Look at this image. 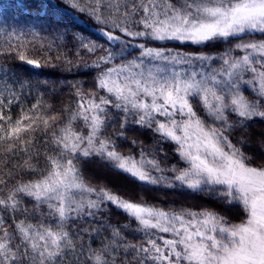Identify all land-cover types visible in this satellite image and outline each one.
I'll list each match as a JSON object with an SVG mask.
<instances>
[{
  "label": "snow or ice",
  "instance_id": "6c2138e0",
  "mask_svg": "<svg viewBox=\"0 0 264 264\" xmlns=\"http://www.w3.org/2000/svg\"><path fill=\"white\" fill-rule=\"evenodd\" d=\"M0 57V264H264V0H0Z\"/></svg>",
  "mask_w": 264,
  "mask_h": 264
},
{
  "label": "trees",
  "instance_id": "16d2710c",
  "mask_svg": "<svg viewBox=\"0 0 264 264\" xmlns=\"http://www.w3.org/2000/svg\"><path fill=\"white\" fill-rule=\"evenodd\" d=\"M16 3H22L28 7L31 8H36L39 6L40 0H15ZM86 19V18H85ZM29 20V18L27 17V12L25 11L24 16H20L19 14H15V20H9V24L10 25H16V26H21L24 25L27 21ZM18 21V24H17ZM92 31L91 29L89 30V32ZM89 32H86L85 34H89ZM42 36H48L47 32H43ZM93 38L95 39L96 36H93ZM168 47H179V43L178 42H171L169 44H167ZM67 47L71 48L72 45L71 43L67 44ZM64 49L61 48V51H63ZM184 50H189V49H184ZM55 54V53H53ZM87 58V57H86ZM4 62V58L0 57V63ZM9 64L13 63V61H8ZM15 63H19L18 61ZM26 72L28 74H30L32 76L33 79L39 78L41 80L43 79H51V80H56L58 77L59 78H63L64 76L67 77L68 80H73V79H81L82 77L80 76H73V75H68L66 73L62 74L60 70H52L50 68H45V69H32L31 66H24ZM60 86L58 85V88ZM68 89L65 87L63 88V93L62 94H58V100H64L66 101L68 99ZM33 95H35V90L33 91ZM19 111L18 108H14L13 109V115H15L17 112ZM257 127H259V125H257ZM140 139L144 140L145 143H151L150 139L148 138V134L145 133L143 135L140 136ZM124 147H128V145H124ZM7 159L5 157H3L2 155H0V163H3L4 160ZM116 181L118 182H126L130 185V187H136L137 191H143L140 190L137 186L132 185L131 181H125V178L122 176H119L116 173H111L110 174ZM149 196L151 198V196H156L158 197L157 200H155L154 202L157 203H161L164 206H174L179 208L180 206H189V205H194V204H199V203H204V199L199 196V195H189L186 192H181V191H171V190H159V191H153L149 193ZM112 219L113 222H115L117 219H120L121 222H123V217L121 216V214L115 210H113L112 213ZM131 239V237H130ZM96 246V245H93Z\"/></svg>",
  "mask_w": 264,
  "mask_h": 264
}]
</instances>
